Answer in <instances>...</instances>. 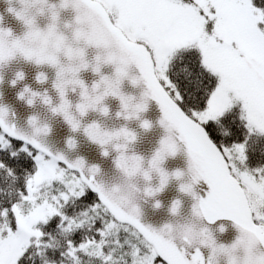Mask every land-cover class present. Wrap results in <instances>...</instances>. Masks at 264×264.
Segmentation results:
<instances>
[{
	"label": "snow or ice",
	"instance_id": "1",
	"mask_svg": "<svg viewBox=\"0 0 264 264\" xmlns=\"http://www.w3.org/2000/svg\"><path fill=\"white\" fill-rule=\"evenodd\" d=\"M70 3L78 11L79 5L89 8L120 54L105 59L116 64L115 78L102 77L93 90L106 85L104 95L120 98L125 119L138 118L149 98L163 110L160 123L168 135L144 172L146 180L159 173L160 186L148 188V194L167 185L170 176L160 165L183 144L192 183L181 190L197 201L193 215L210 223L229 218L240 236L229 248L217 245L207 227L199 230L202 242H193L187 230L176 236L169 234L170 225H145L138 209L129 211L109 198L96 179L97 167L53 154L37 138L47 128L29 135L9 123L7 110L0 108V264H219V250H243L238 262L229 256L227 264H264V252L258 250L264 245V0H61L59 7ZM51 7L50 31L58 19L56 6ZM76 19L79 23V14ZM25 22L34 27V19ZM89 42L104 44L98 36ZM79 54L83 57V50ZM99 62L97 57L96 72ZM132 65L139 77H130ZM125 78L147 85L144 100L131 112L134 98L120 91ZM75 82L84 88L85 102L77 106L84 115L103 96L91 100L83 81ZM57 87L63 103L53 111L63 112L78 130L79 122L66 111L65 91ZM101 111L108 113L107 107ZM31 123L35 126V119ZM142 126L151 127L148 121ZM85 131L101 145L112 137L136 139L127 129L101 133L96 124ZM115 147L121 151L127 143ZM128 160L143 163L142 157L122 152L117 166L126 170ZM173 175L179 179L183 173ZM201 180L208 186L206 196L193 189ZM179 208L176 201L172 212ZM204 248L211 254L206 256Z\"/></svg>",
	"mask_w": 264,
	"mask_h": 264
},
{
	"label": "water",
	"instance_id": "2",
	"mask_svg": "<svg viewBox=\"0 0 264 264\" xmlns=\"http://www.w3.org/2000/svg\"><path fill=\"white\" fill-rule=\"evenodd\" d=\"M60 4L61 0H0V29L4 30L0 34V56H3V62H0L3 65L0 68V108L7 110L8 122L29 135L33 133L30 123L33 117L47 124L50 131L47 136L40 137V141L53 154H63L73 162L82 159L88 168L97 167L99 172L96 179L103 185L109 198L127 209L128 199L134 197V202L139 206L141 222L145 225L156 229L175 225V230L170 228L169 234L176 236L186 230L189 232L194 228L199 232L207 227L217 245L231 246L240 236L235 222L229 218H221L212 223L200 221L192 211L197 201L191 194L181 190L182 184L192 183L185 145L181 144L176 155L167 156L161 163L160 166L169 174L170 179L155 196L146 195L145 189L160 186L159 173L151 172V180H146L141 174L129 178L125 170L117 166L116 161L123 152L126 157H142L141 168L149 169L150 161L161 147V141L168 135L160 123L164 118L163 110L155 99L149 98L146 110L140 112L138 118L125 119V109L120 98L111 94L104 95L106 85L102 84L99 89L93 90L102 77L115 78L116 64L106 63L105 59H118L120 54L86 5H79L78 11L74 4L70 3L66 8H60ZM52 5L56 6L58 19L55 21V28L50 31L49 25L53 24ZM41 6L45 11L35 15L32 28L25 22L26 17L20 19L15 14L29 11L35 14ZM9 9H14L15 12ZM78 14L81 17L79 23L76 19ZM93 36L103 40V46L90 43L89 39ZM81 50L83 57L79 54ZM29 55L32 56L31 59L28 58ZM97 57H100V72L93 70ZM38 58L44 62L37 63ZM84 62H87V68L82 67ZM21 74L22 78H19ZM41 75L44 77L43 81L39 79ZM129 75L139 77V69L135 65L130 66ZM75 81H83L91 100L103 96L84 115L80 114L77 107L85 102L82 96L84 88ZM57 84L65 91L64 99L68 101L66 111L79 122L78 130H73L63 112L53 111L63 103ZM146 90L147 85L143 81L134 85L130 78H125L120 85L121 93L134 98V103L144 100ZM31 97L35 99L29 104ZM46 98L50 102H45ZM104 107L108 109L106 115L101 111ZM144 121H148L151 127L145 129L142 126ZM93 124L99 126L101 133H116L127 129L135 134L136 139L126 142L127 147L118 151L115 145L124 143L123 137L101 145L85 131ZM70 140L75 141L74 147L69 146ZM105 151L108 155H104ZM177 171L183 173L179 179L173 175ZM117 186L118 190L114 191ZM193 189L198 195L206 196L208 186L201 180L193 185ZM110 192L118 199L113 200ZM176 201H180L179 215L172 212ZM202 250L206 256L211 254V249ZM258 250L264 252V245H258ZM237 254L244 256L243 250ZM219 264H227V258L221 257Z\"/></svg>",
	"mask_w": 264,
	"mask_h": 264
},
{
	"label": "clouds",
	"instance_id": "3",
	"mask_svg": "<svg viewBox=\"0 0 264 264\" xmlns=\"http://www.w3.org/2000/svg\"><path fill=\"white\" fill-rule=\"evenodd\" d=\"M6 2H11V0H6ZM44 11H45V8H44L43 6H41L40 8L37 9V11H36L35 14L32 13V12H30V11H29V12H24V13H22V14H23L24 17H26V20L31 21V20L35 19V15H37V14H43ZM2 67H3V65H0V68H2ZM45 96H46V94H45ZM32 99H35V97H31V98H30V100H32ZM133 101H134V99H132V100L129 102V103H130V108H129V110H128L129 112H131V111L134 110L133 107H131V106H134L135 104H138V103H134ZM33 119H35V126H33V124L31 123V121H32ZM31 121H30V123H31L32 128H33V133H32V134H35V133H36V129H37V128H40V129L47 128V129L50 131L48 125L45 124V123H41V121H39L37 118L33 117V118L31 119ZM49 131H47L46 133H45V132H40L37 138L40 139V137L47 136L48 133H49ZM113 139H117V140H119V139H121V137H120V138L112 137V138L109 140L108 143H110ZM123 141H124V143H122L121 145H123V144L126 143V140H125L124 138H123ZM148 170H149V169H147V170L142 169L141 166H138L137 163H136L135 161L128 160V162H127V166H126V170H125V174L128 175L129 178H131V177H133V176H136L137 174H141V175L144 176V172H146V171H148ZM150 175H151V173H150ZM118 187H119V186H117V188L114 189V191H115V190H118ZM148 188H151V189H153V190L157 189V188H152L151 186L147 187V188L145 189V194H146V195H149L148 192H147V189H148ZM158 188H159V187H158ZM137 191H138V189H137ZM157 193H158V192H154V194H153V195H150V196H155ZM109 195H110V197H111L113 200L118 199V198H117L113 193H111V192L109 193ZM127 209H128L129 211H134V210H136V209L139 210V206L134 202V197H130V198L128 199V201H127ZM173 214H174V215H179V209H178V211H177L176 213H173ZM170 226H171L170 228H172L173 230H175V228H176L175 225H170ZM189 235L191 236L193 242H202V241H200V233L197 232L194 228L191 229V230L189 231ZM228 247L230 248L231 246H228ZM229 256H231V258H232L233 260H236L237 262L239 261V256H238V255L236 254V252H234V251H233V252H229V251H227V250H219V251H218V257H219V258H221V257L228 258Z\"/></svg>",
	"mask_w": 264,
	"mask_h": 264
},
{
	"label": "trees",
	"instance_id": "4",
	"mask_svg": "<svg viewBox=\"0 0 264 264\" xmlns=\"http://www.w3.org/2000/svg\"><path fill=\"white\" fill-rule=\"evenodd\" d=\"M97 264H99V262H97Z\"/></svg>",
	"mask_w": 264,
	"mask_h": 264
}]
</instances>
